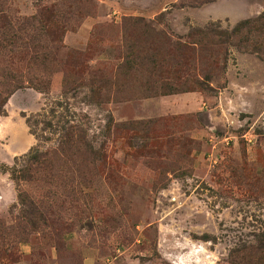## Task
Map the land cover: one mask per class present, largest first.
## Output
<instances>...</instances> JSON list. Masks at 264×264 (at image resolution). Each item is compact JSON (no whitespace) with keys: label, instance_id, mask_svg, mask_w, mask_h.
<instances>
[{"label":"rangeland","instance_id":"obj_1","mask_svg":"<svg viewBox=\"0 0 264 264\" xmlns=\"http://www.w3.org/2000/svg\"><path fill=\"white\" fill-rule=\"evenodd\" d=\"M0 264H264V0H0Z\"/></svg>","mask_w":264,"mask_h":264},{"label":"trees","instance_id":"obj_2","mask_svg":"<svg viewBox=\"0 0 264 264\" xmlns=\"http://www.w3.org/2000/svg\"><path fill=\"white\" fill-rule=\"evenodd\" d=\"M237 28H238V26L235 27L234 30H236ZM196 31H197V30H192L191 32H189V33L187 34V36H189V37L192 36V34H193L194 32H196ZM192 43H193L192 41H190V40L188 41V44H192ZM177 45H180V46H181V45H183V44L179 43V44H177Z\"/></svg>","mask_w":264,"mask_h":264}]
</instances>
